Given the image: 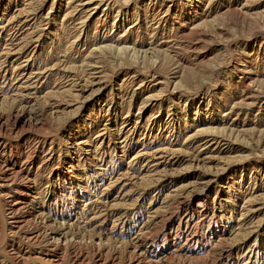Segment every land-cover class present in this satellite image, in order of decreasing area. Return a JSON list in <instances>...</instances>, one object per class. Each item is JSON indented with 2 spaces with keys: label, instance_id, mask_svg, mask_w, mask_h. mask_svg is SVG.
I'll use <instances>...</instances> for the list:
<instances>
[{
  "label": "rangeland",
  "instance_id": "obj_1",
  "mask_svg": "<svg viewBox=\"0 0 264 264\" xmlns=\"http://www.w3.org/2000/svg\"><path fill=\"white\" fill-rule=\"evenodd\" d=\"M0 264H264V0H0Z\"/></svg>",
  "mask_w": 264,
  "mask_h": 264
}]
</instances>
